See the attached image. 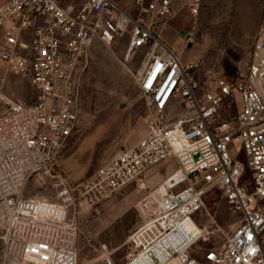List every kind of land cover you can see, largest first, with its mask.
Listing matches in <instances>:
<instances>
[{
	"label": "built area",
	"instance_id": "built-area-1",
	"mask_svg": "<svg viewBox=\"0 0 264 264\" xmlns=\"http://www.w3.org/2000/svg\"><path fill=\"white\" fill-rule=\"evenodd\" d=\"M70 1L0 0V59L38 94L28 104L0 93L2 264H80L76 211H99L134 183L146 188L144 176L164 161L176 167L146 192L123 264H264V16L246 69L212 86L157 32L183 9L199 14L203 0H133L134 11L117 0ZM122 41L125 60L142 61L145 134L93 176L70 181L61 158L93 51ZM236 139L247 171L232 152ZM48 183L53 198L28 194ZM212 189L237 225L225 230L209 212L196 219ZM209 235L222 242L196 252Z\"/></svg>",
	"mask_w": 264,
	"mask_h": 264
},
{
	"label": "rangeland",
	"instance_id": "rangeland-1",
	"mask_svg": "<svg viewBox=\"0 0 264 264\" xmlns=\"http://www.w3.org/2000/svg\"><path fill=\"white\" fill-rule=\"evenodd\" d=\"M117 1L134 11L133 0ZM70 2L63 0L65 5ZM263 16L264 0H203L199 14L191 15L188 9H183L166 26L157 28V32L172 49L181 53L184 65L195 62L198 76L213 86L219 78L246 69ZM125 43L110 47L99 45L93 51L82 84L77 130L61 158L62 175L70 181L79 182L93 176L103 163L145 134L146 103L138 80L142 61L138 57L125 60ZM0 93L28 104L38 99L31 82L9 71L1 59ZM240 101L238 95L237 102ZM232 152L242 160L247 171V158L239 139L233 141ZM175 167V162L164 161L144 176L146 188L134 183L103 203L99 211H76L80 264H108V259L114 264L126 261L130 250L127 240L144 214L146 192ZM56 193L57 188L51 183L44 188L32 185L28 189V194L45 198H53ZM207 212L225 230L239 223L219 189L205 195L202 212L196 219L204 222L202 213ZM209 236L198 244L196 252L222 242L221 237Z\"/></svg>",
	"mask_w": 264,
	"mask_h": 264
},
{
	"label": "crops",
	"instance_id": "crops-1",
	"mask_svg": "<svg viewBox=\"0 0 264 264\" xmlns=\"http://www.w3.org/2000/svg\"><path fill=\"white\" fill-rule=\"evenodd\" d=\"M240 71H242V70H236V72L234 73V74H232V75H237V74H239L240 73ZM153 169H151L150 171H152Z\"/></svg>",
	"mask_w": 264,
	"mask_h": 264
}]
</instances>
